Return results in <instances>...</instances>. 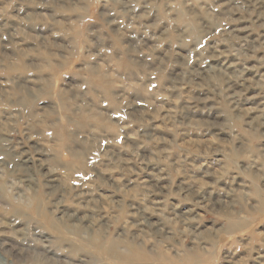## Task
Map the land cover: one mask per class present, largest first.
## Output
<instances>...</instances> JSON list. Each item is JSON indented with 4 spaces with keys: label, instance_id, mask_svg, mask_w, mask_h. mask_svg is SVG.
I'll list each match as a JSON object with an SVG mask.
<instances>
[{
    "label": "rangeland",
    "instance_id": "374dc122",
    "mask_svg": "<svg viewBox=\"0 0 264 264\" xmlns=\"http://www.w3.org/2000/svg\"><path fill=\"white\" fill-rule=\"evenodd\" d=\"M0 264H264V0H0Z\"/></svg>",
    "mask_w": 264,
    "mask_h": 264
},
{
    "label": "bare ground",
    "instance_id": "6f19581e",
    "mask_svg": "<svg viewBox=\"0 0 264 264\" xmlns=\"http://www.w3.org/2000/svg\"><path fill=\"white\" fill-rule=\"evenodd\" d=\"M103 89H105L106 92H108V90H109V88L107 86H104ZM40 208H41V206H40ZM38 213H40V212H38ZM44 215H46V214L44 213ZM45 219H47V218H45ZM50 220L48 219L47 221H50ZM50 223L54 227V229L59 230L60 226L57 227V224L55 222H53V220H51ZM111 240H112V242H109ZM111 240H109L107 243H105V242H101L96 237V238H92L91 243L93 244L95 242H101L98 249H102L105 252V254L107 255V258H111V259L118 261V262H121V263H133V262L134 263H144L147 260H149L148 256H146L143 253H140L138 251L137 247H134L133 245L132 246L127 245L128 250L125 253L121 252V250H120L121 244L119 243L120 244L119 245L118 243H115L113 241V239H111Z\"/></svg>",
    "mask_w": 264,
    "mask_h": 264
}]
</instances>
